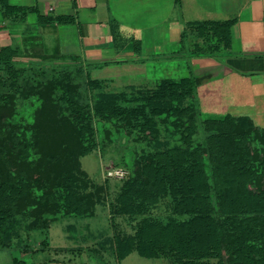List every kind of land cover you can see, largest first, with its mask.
Returning <instances> with one entry per match:
<instances>
[{
    "label": "trees",
    "instance_id": "16d2710c",
    "mask_svg": "<svg viewBox=\"0 0 264 264\" xmlns=\"http://www.w3.org/2000/svg\"><path fill=\"white\" fill-rule=\"evenodd\" d=\"M231 25H190L182 47L190 58L222 60L231 47ZM20 55L14 46L0 49V250L13 248L10 237L22 223L28 233L44 235L57 219L94 217L100 188L86 192L91 184L83 180L79 157L98 146L96 118L108 139L102 143H112L113 130L126 136L149 130L156 137L157 122L180 141L139 157L125 178L115 213L144 217L132 236L115 237L118 260L136 252L173 264H264V127L227 113L202 119L204 136L196 141L201 114L191 73L161 79L154 88L111 92L106 80L92 79L82 65L23 64ZM74 75L85 77L89 93L99 92L96 102L82 101ZM18 102L34 107L31 121ZM164 197L172 199L175 215L190 218L162 223L145 216ZM48 244L44 238L38 250L29 243L15 248L27 255ZM11 264L27 263L15 258Z\"/></svg>",
    "mask_w": 264,
    "mask_h": 264
},
{
    "label": "crops",
    "instance_id": "0c3cea01",
    "mask_svg": "<svg viewBox=\"0 0 264 264\" xmlns=\"http://www.w3.org/2000/svg\"><path fill=\"white\" fill-rule=\"evenodd\" d=\"M203 22H232L222 60L190 58L182 47L185 28ZM4 46L19 48L23 64L82 65L92 79L113 86L144 88L170 78L156 79L158 69L170 75L184 68L212 98L216 78L264 75V0H0ZM2 256L0 264L17 258L11 249L0 250Z\"/></svg>",
    "mask_w": 264,
    "mask_h": 264
},
{
    "label": "rangeland",
    "instance_id": "374dc122",
    "mask_svg": "<svg viewBox=\"0 0 264 264\" xmlns=\"http://www.w3.org/2000/svg\"><path fill=\"white\" fill-rule=\"evenodd\" d=\"M153 65V63H150ZM161 70L156 71L155 78L170 77L178 79L187 76L184 68L177 70L176 74L163 75ZM185 71V72H184ZM184 72V74H183ZM52 74L47 77H52ZM74 81L81 83L82 101H90L92 104L97 101L99 92L89 93L84 78L74 75ZM216 88H212L210 94L212 98H207L203 89L204 84L200 82L197 89L196 102L200 116L198 117V132L196 141L203 139V126L201 120L206 118H219L227 113L235 116H248L258 128L264 127V75H237L221 76ZM241 81V82H238ZM249 85L250 90L246 87ZM158 84L153 81L142 89L154 88ZM121 86L107 84L106 91L121 92L131 86ZM236 90H242L241 94ZM105 91V90H104ZM17 108L21 111L24 120L31 121L33 108L24 107L22 102L17 103ZM18 118V117H17ZM95 120L97 128L98 146L90 153L79 157L81 170L86 174L83 177L87 183L91 184L88 191H94L95 187L100 188L101 200L95 206V215L92 218L64 217L57 219L50 224L47 234L41 231H31L28 233L24 229L25 223L17 226L10 237L13 242L15 255L18 259L24 260L27 264H173L168 258L145 259L136 252L131 253L126 260H118L115 253L114 239L119 236H132L137 224L144 216L129 217L126 215H116L115 210L120 202L118 200L122 191L124 179L110 178L107 171L111 167L126 170L127 177L130 176L139 157L146 156L168 148L178 147L180 141L174 135L167 124L157 122L156 137H151V131L144 134L138 130L130 131V136L123 132L113 130L111 142L102 143V139L108 140L103 131V123ZM145 216L154 218L162 223L174 219L186 221L189 216H178L173 212V203L170 197H164L157 203L148 206ZM47 238L48 250L37 251L33 254L22 255L20 250L15 248L23 243H29L35 249L42 248V240ZM47 246V245H46ZM6 250V249H5ZM5 261V260H4ZM3 256L0 263H4Z\"/></svg>",
    "mask_w": 264,
    "mask_h": 264
},
{
    "label": "built area",
    "instance_id": "2783aa9c",
    "mask_svg": "<svg viewBox=\"0 0 264 264\" xmlns=\"http://www.w3.org/2000/svg\"><path fill=\"white\" fill-rule=\"evenodd\" d=\"M127 171L122 168L111 167L110 170L107 171V176L110 178L124 179L127 177Z\"/></svg>",
    "mask_w": 264,
    "mask_h": 264
}]
</instances>
